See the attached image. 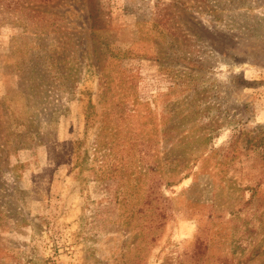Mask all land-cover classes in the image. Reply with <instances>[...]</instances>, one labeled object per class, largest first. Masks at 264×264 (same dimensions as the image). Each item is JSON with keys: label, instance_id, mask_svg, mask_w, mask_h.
Listing matches in <instances>:
<instances>
[{"label": "rangeland", "instance_id": "rangeland-1", "mask_svg": "<svg viewBox=\"0 0 264 264\" xmlns=\"http://www.w3.org/2000/svg\"><path fill=\"white\" fill-rule=\"evenodd\" d=\"M0 264H264V0H0Z\"/></svg>", "mask_w": 264, "mask_h": 264}]
</instances>
